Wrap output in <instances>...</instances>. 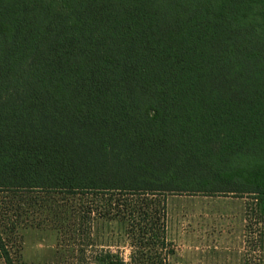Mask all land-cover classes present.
Masks as SVG:
<instances>
[{"label": "trees", "instance_id": "obj_1", "mask_svg": "<svg viewBox=\"0 0 264 264\" xmlns=\"http://www.w3.org/2000/svg\"><path fill=\"white\" fill-rule=\"evenodd\" d=\"M170 193L264 218V0H0V263L93 205L130 247L99 261L170 264Z\"/></svg>", "mask_w": 264, "mask_h": 264}, {"label": "rangeland", "instance_id": "obj_2", "mask_svg": "<svg viewBox=\"0 0 264 264\" xmlns=\"http://www.w3.org/2000/svg\"><path fill=\"white\" fill-rule=\"evenodd\" d=\"M166 202L167 233L176 252L170 264H264V218L252 196L170 193ZM92 208L65 235L20 224L10 245L13 256L19 264H105L98 257L111 252L127 261L126 223ZM43 217L34 214L31 220L42 223Z\"/></svg>", "mask_w": 264, "mask_h": 264}]
</instances>
